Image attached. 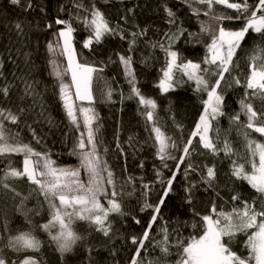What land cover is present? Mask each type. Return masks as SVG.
<instances>
[{
    "label": "snow or ice",
    "instance_id": "6c2138e0",
    "mask_svg": "<svg viewBox=\"0 0 264 264\" xmlns=\"http://www.w3.org/2000/svg\"><path fill=\"white\" fill-rule=\"evenodd\" d=\"M110 2L103 0L105 5ZM180 2L191 13L189 19L195 17L197 20L199 31H189L179 15V7L174 9L167 0H162L160 7L168 28L162 31V39L143 40L145 47L152 51L147 56L142 55L139 63L146 68L153 67V62L160 60L155 55L156 50L163 53L158 81L154 85L163 94L174 91L181 82L194 84V91L202 97L203 111L187 137L174 116L172 120L178 134L165 130L157 100L146 95L140 86L132 53L138 50L141 38L148 37L149 29L135 25L137 30L129 32L118 21L113 23L99 0L87 3L73 0L71 8L61 6L59 9L67 14L66 18L57 15L44 25L52 37L46 45L50 54V74L56 78L57 96L71 133L68 155L75 156L78 164L61 165L52 158L51 150L43 147V138L23 119L30 110L28 107L21 104L14 111L2 106L3 102H11L10 94L16 85L7 81L3 71L5 59L0 55V79L5 81L0 85V164L4 165L0 168V193L12 201L19 198L16 210L27 225V230L16 229L13 235L11 221L5 214L3 229L9 235L0 233V264H45L42 257L45 243L55 246L61 264L76 255L78 246L87 252V264H105L100 258L102 252L113 257L112 264H119L115 260L118 239L131 253L127 264H264V0ZM9 3L22 13L11 30L20 45L15 51L29 66L28 72L21 70L17 77L23 83L20 99H30L35 105L37 97L41 100L43 97L37 91L39 82L31 77L32 53L23 49L31 39L32 21L27 17L38 5L34 0H9ZM39 7L40 11H45L43 6ZM134 12V8H129L120 19L127 24L128 14ZM202 16L206 19H201ZM225 21L239 22V27H226ZM81 32L85 35L78 40ZM112 38L128 42L126 50L114 52L115 60L109 56L107 61L122 67L128 92L120 91L121 103L125 99L136 101L156 156L162 167L173 173L165 179L161 171H156L165 188L156 202H151L152 187L142 182L143 177L137 181L129 175L118 188L107 159L109 146L103 138V125L95 108V85L103 81L101 96L108 101L112 100L114 89L102 75L107 66L105 61L89 62L81 57L84 49L92 55L99 53ZM246 38L252 41L253 47L245 58L238 56V52L245 51ZM181 41L203 44L205 55L198 62L187 59L176 47ZM230 92L237 97L238 111H226V97ZM39 107L38 115L50 126H55L53 118L46 115L44 104L40 103ZM221 118L228 122L226 129L221 127ZM22 122L42 150H37L31 140L25 141L19 130L9 127L15 125L19 129ZM233 130L237 137L235 143L243 151L234 147L230 138ZM115 139L117 155L124 154L118 133ZM137 143L134 136L128 138L129 147ZM221 153L229 161V171L225 174L230 182L225 185L227 200L218 190L221 184L215 161L221 159ZM202 156L212 157L213 162L199 160ZM15 157H22V160L17 161ZM124 158L127 160L126 155ZM170 160L175 162L174 168H170ZM138 167H144L142 161ZM177 175H182L187 182L182 200L191 208L192 216L188 220H165L162 208L169 194L174 193ZM245 184L250 188L247 194L239 190ZM24 186L27 187L26 195L22 190ZM126 186L130 190L125 191ZM201 187L204 191L211 189L216 199L222 201L219 208L216 200H212L207 214L196 210L193 201ZM33 197L36 205L28 208L27 202ZM125 197L136 199L139 213L149 212V219L139 235L124 236L116 227L119 220L128 216H132L137 225L141 224L137 216L126 210ZM225 205L230 207L226 209ZM45 213L46 222L38 223L35 218ZM79 222L87 226V235L77 230ZM188 227L198 231L184 236L182 229ZM38 231L46 233L48 241L41 240ZM93 233L102 237L98 244L89 239ZM151 252L158 254L149 258Z\"/></svg>",
    "mask_w": 264,
    "mask_h": 264
},
{
    "label": "trees",
    "instance_id": "16d2710c",
    "mask_svg": "<svg viewBox=\"0 0 264 264\" xmlns=\"http://www.w3.org/2000/svg\"><path fill=\"white\" fill-rule=\"evenodd\" d=\"M38 7L31 12V15L27 19L32 21V31L30 33L31 39L28 42V47L24 48V51H31L32 62L34 66L31 68V77L38 81L36 85L37 91L41 94L43 99L37 97V103L32 104L30 99L21 101L23 83L18 80L17 77L21 75V70L24 72L29 71V66L25 65L23 57L17 55L16 48L20 45L16 42V34L12 29V24L17 18L22 17V13L15 6L10 5L9 0H0V55L5 59V67L3 69L4 75L7 81L14 83L15 88L12 89L10 94V103L3 102L2 106L11 107L16 110L18 105L28 107L30 110L23 118L27 125H31L37 132V135L43 138V147L50 149L52 158L61 165H76L79 163L75 156H69L68 152L71 150V133L68 132L69 125L63 111L61 102L58 99L57 91L55 87L57 81L55 76L51 75V65L49 64L50 54L47 51V42L52 39L50 30L44 28V25L51 22L57 15L66 18L67 14L60 12L61 6L68 8L72 7L73 0H34ZM88 0H85L87 3ZM162 0H111L109 4H103V0H99V3L103 5L105 12L111 18L113 23L119 22L122 26L126 27L129 32L136 31L135 25L141 27H147L148 37L141 38V43L138 45V50L132 53L134 61H136L134 67L137 71V76L141 82L140 86L142 91L157 100L159 105V116L161 118V124L165 126V130L169 134H178V130L172 120V116L175 117V121L183 126V135L185 137L194 129L195 124L198 122L199 116L203 111L202 97L194 91V84L192 82L183 83L181 82L174 91L163 94L154 85L158 81V69L163 63V53L156 50L155 55L160 57L159 61H154L153 67L146 68L139 61L142 55L147 56L152 50L146 48L143 44L144 39H162V31H166L168 26L164 20V14L161 10ZM170 7L174 9L179 7V15L184 20L185 26L189 28V31H199V24L195 17H191V13L187 10V7L183 5L180 0H167ZM251 3L252 0H249ZM43 6L45 11H40V7ZM134 8L135 12L129 13V20L127 24L120 17L127 12V9ZM231 11V10H229ZM201 19H206L201 17ZM231 26L233 28L239 27V22L225 21V26ZM85 33L81 32L77 35V39L80 40ZM207 39V38H205ZM247 47L245 51L238 52V56L245 57L249 54L250 49L253 47L252 41L246 38ZM128 47L127 40L121 41L118 38H112L104 46L102 50L92 55L87 49L83 50L82 59L87 58L89 62L92 61H105L107 66L104 68L103 76L109 82H111L114 89L113 97L111 101L101 96V91L104 89L103 81H98L95 85V97L96 103L95 108L99 114V122L103 125L101 132L106 144L109 146V153L107 156L108 162L111 165L112 170L115 173L117 179V186L123 183V180L127 176L132 175L140 181L143 177V183H150L152 192L150 193L151 202H156L159 195L165 190L161 183V178L157 177L156 171L159 170L163 173V177L166 179L173 173L169 169L163 168L159 157L156 156V149L152 146V141L148 139L149 133L145 130L144 117H142L137 110V104L135 100L125 99L121 103L120 91L123 90L126 94L128 92V85L123 75L122 67L118 64L108 63V57L112 56L115 60L116 56L114 52H122ZM179 48L184 57L191 59L194 62H198L205 55L206 49L203 44H185L183 41L176 45ZM78 51L81 49V45H77ZM11 50V51H10ZM243 63V60L241 61ZM99 66V65H97ZM63 67V65H62ZM15 73V76L13 75ZM186 79V78H185ZM5 81L0 79V85ZM203 98H206L203 97ZM237 97L232 92L226 97L227 109L226 111L237 110L238 104L236 102ZM2 101V97H0ZM43 103L46 108V115H50L53 118L55 126H50L44 117L39 116L38 113L41 111L39 105ZM79 103V102H78ZM171 107V111H169ZM243 119V117H242ZM38 121V122H37ZM221 127L226 129L228 122L225 118H221ZM14 131L19 130L25 141L31 140L33 146L37 150H42L40 145H37L32 139L31 130L25 126V123H21L19 129L15 125H9ZM68 134V139L65 140V134ZM119 134V141L124 147V154L117 155L118 150L116 149V135ZM134 136L138 142L135 147H129L128 138ZM231 139L234 141V147L243 148L235 143L237 137L236 132L233 130ZM257 138L258 134H257ZM147 141V142H145ZM134 153V155H133ZM125 155L127 160H125ZM17 161L22 160V157H15ZM199 160L211 164L213 158L210 156L199 157ZM143 162L144 167H138L140 162ZM222 161V162H221ZM217 171L220 179L221 187L218 189L225 200L228 199L227 188L225 185H230L228 177L225 175L229 171V161L223 158L221 153V159L216 160ZM170 168H174L175 162L168 161ZM125 165H127L125 169ZM4 165L0 164V168ZM20 166V165H18ZM183 168V166H181ZM86 177L85 173H82ZM187 182L184 180L182 175H177V182L173 184L174 193L169 194V198L165 202V206L162 208V215L165 220L171 218L175 221L177 218L188 220L192 216L191 208L187 206L182 197L184 196V188ZM24 194H27V187L24 186ZM130 190L127 186L125 191ZM245 194L249 193L250 188L246 184L239 189ZM43 200V197H40ZM126 210L131 211L132 215L137 216L141 220V224L137 225L132 219V216H128L119 220L116 227L120 230V233L124 236L139 235L146 225L149 219V212L139 213V205L135 198L125 197ZM212 200H216L217 207L219 208L222 201L216 199L215 193L211 189L204 191L201 187L200 191L196 193V199L193 204L197 211L201 214H207L209 205ZM19 202V198L16 201H12L0 193V233L4 236L9 235V232L4 231L3 222L5 214L11 221L10 228L12 229L11 234H16V229L27 230L23 216L16 210V205ZM106 203V202H105ZM36 205V198L33 197L27 202L28 208H33ZM46 207V205H45ZM229 205H225L227 209ZM35 220L42 224L46 222V213L43 217H36ZM77 230L82 234L87 235L88 229L83 222H79ZM156 228L153 227L155 233ZM198 229H192L188 227L182 229L183 235L188 236L189 234H195ZM37 235L41 240L48 241V236L42 231H38ZM89 239L94 244H98L102 237L98 233H93ZM157 239H160L157 236ZM2 245V242H0ZM115 247L119 249L115 260L119 261V264H127L128 258L131 255L129 251L125 250L121 240H116ZM242 248V245L240 246ZM54 245L45 243L42 249V257L45 264H61L59 253L54 250ZM245 254H247V251ZM158 252L149 253V258L157 255ZM101 259L105 261V264H112L113 257L109 256L107 252H102ZM66 264H87V252L83 247L78 246L76 249V255L67 258Z\"/></svg>",
    "mask_w": 264,
    "mask_h": 264
}]
</instances>
